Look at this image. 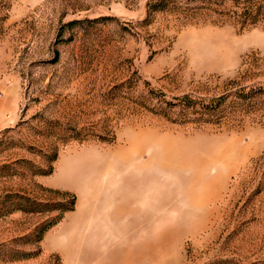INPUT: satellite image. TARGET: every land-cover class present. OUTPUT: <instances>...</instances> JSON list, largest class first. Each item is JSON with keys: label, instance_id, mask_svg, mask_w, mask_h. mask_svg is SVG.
<instances>
[{"label": "rangeland", "instance_id": "1", "mask_svg": "<svg viewBox=\"0 0 264 264\" xmlns=\"http://www.w3.org/2000/svg\"><path fill=\"white\" fill-rule=\"evenodd\" d=\"M198 6L0 0V264H264V124L149 111L249 63L264 81V21L185 25ZM46 190L75 207L36 243L59 213L38 204L67 200Z\"/></svg>", "mask_w": 264, "mask_h": 264}, {"label": "trees", "instance_id": "2", "mask_svg": "<svg viewBox=\"0 0 264 264\" xmlns=\"http://www.w3.org/2000/svg\"><path fill=\"white\" fill-rule=\"evenodd\" d=\"M199 6L193 7L190 13L184 18L183 23L194 24L214 23L217 21L213 18L218 11L226 10L230 17L234 18L235 24L240 30H244L251 26H256L264 21V0H197ZM155 8V7H154ZM155 12L162 10L161 7L153 9ZM181 20V19H180ZM190 22V23H188ZM254 66L249 63L244 66L237 74L229 79L220 81L217 84L218 91L212 95L205 92L203 95L192 96L191 94L177 98L176 102L168 103L169 111H166L167 105L163 108L160 105L155 109L149 108L153 114L169 116L176 111L178 116L184 118L180 124L194 125L196 128H201L207 125L226 126L229 129L241 127L247 120L253 123L264 124V81L253 82L256 74L252 76ZM209 81L207 80L206 83ZM172 105V106H170ZM173 107V108H172ZM174 109V110H173ZM170 120V119H167ZM173 123V122H172ZM175 123V122H174ZM103 143H111L114 140L113 134L109 137L96 135L93 138ZM88 139V140H90ZM260 155L255 161L261 159ZM54 155L47 162L46 169L37 168L31 172V176H44L52 173L51 163L55 160ZM60 194L67 199L66 201L59 200L54 203L51 200H44L38 204L41 207V212L53 213L58 211V215L41 226L36 231V243H40L44 233L51 227L58 224L63 215L74 210L76 197L69 192H59L46 190ZM33 204V203H32ZM45 222V221H44ZM40 250V249H39ZM57 259H59L57 257Z\"/></svg>", "mask_w": 264, "mask_h": 264}, {"label": "crops", "instance_id": "3", "mask_svg": "<svg viewBox=\"0 0 264 264\" xmlns=\"http://www.w3.org/2000/svg\"><path fill=\"white\" fill-rule=\"evenodd\" d=\"M162 242H163V241H162ZM168 243H169V239H168ZM163 244H164V242H163ZM163 244H162V245H163ZM169 262H170V261H169ZM169 262H168V263H169ZM164 264H165V263H164Z\"/></svg>", "mask_w": 264, "mask_h": 264}]
</instances>
